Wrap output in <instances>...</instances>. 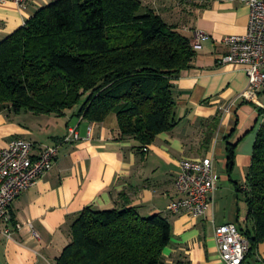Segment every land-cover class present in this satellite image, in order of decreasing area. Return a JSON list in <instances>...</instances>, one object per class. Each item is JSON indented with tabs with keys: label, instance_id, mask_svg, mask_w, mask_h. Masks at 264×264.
<instances>
[{
	"label": "crops",
	"instance_id": "1",
	"mask_svg": "<svg viewBox=\"0 0 264 264\" xmlns=\"http://www.w3.org/2000/svg\"><path fill=\"white\" fill-rule=\"evenodd\" d=\"M54 1L27 0L20 7L0 0V41ZM142 1L179 26L193 44L199 41L198 33L205 35L193 66L174 81L175 129L160 134L145 152L132 137L121 138L115 116L95 123L76 116V109L61 117L1 112L0 155L18 138L33 144L34 156L49 146H59L60 153L53 169L13 203L12 235L0 233V264H55L71 242V226L90 207L98 211L136 208L143 217L167 218L172 241L164 251L163 264H226L215 228L228 223L236 224L242 233L252 228L237 185L246 188L264 109L240 97L248 87L245 67L222 62L229 53L223 39L247 33L250 8L227 0ZM258 100L264 104V91ZM73 129L81 139L64 142ZM228 137L238 144L231 176ZM206 157L213 158L218 179L207 215L196 218L171 212L170 204L180 197L175 186L180 162ZM0 227L6 229L4 224ZM243 264H264V242Z\"/></svg>",
	"mask_w": 264,
	"mask_h": 264
},
{
	"label": "trees",
	"instance_id": "2",
	"mask_svg": "<svg viewBox=\"0 0 264 264\" xmlns=\"http://www.w3.org/2000/svg\"><path fill=\"white\" fill-rule=\"evenodd\" d=\"M192 39L142 0H56L0 41V113L117 119L121 138L139 149L175 129L174 81L193 66ZM238 144L227 138V170ZM244 230L250 252L264 242V126L257 135L246 188ZM167 218L136 208H86L55 264H163L171 244Z\"/></svg>",
	"mask_w": 264,
	"mask_h": 264
},
{
	"label": "built area",
	"instance_id": "3",
	"mask_svg": "<svg viewBox=\"0 0 264 264\" xmlns=\"http://www.w3.org/2000/svg\"><path fill=\"white\" fill-rule=\"evenodd\" d=\"M12 1L20 7L27 0ZM243 2L250 8L248 31L245 35H232L223 39L229 48V53L222 59L224 64L245 67L248 76V87L240 97L256 103L264 109V104L258 100V95L264 91V0H227ZM193 46L200 47V39L205 35L198 33ZM76 130H70L64 142L79 141ZM149 147L145 148L147 152ZM60 153L59 146H49L42 149L38 156L33 155V144L24 139L12 140L0 155V224L6 229L0 233L11 237L10 225L13 221L12 206L16 199L25 191L35 186L38 180L51 171ZM217 176L214 160L206 157L201 160H182L176 178V190L179 199L173 201L169 210L176 214H189L203 218L211 208L213 197L217 191ZM33 231L32 224H27ZM22 225H17L21 230ZM215 238L219 245L221 259L226 264H243L250 252V242L234 223H228L215 228Z\"/></svg>",
	"mask_w": 264,
	"mask_h": 264
},
{
	"label": "rangeland",
	"instance_id": "4",
	"mask_svg": "<svg viewBox=\"0 0 264 264\" xmlns=\"http://www.w3.org/2000/svg\"><path fill=\"white\" fill-rule=\"evenodd\" d=\"M69 112H70V111H69ZM73 112H76V111H73ZM111 117H114V116H111ZM111 117H110V118H111Z\"/></svg>",
	"mask_w": 264,
	"mask_h": 264
}]
</instances>
